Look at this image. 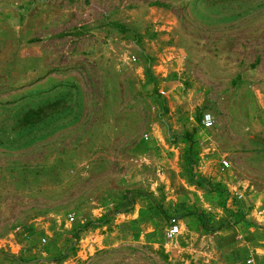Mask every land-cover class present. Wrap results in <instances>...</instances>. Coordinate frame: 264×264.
<instances>
[{
	"label": "rangeland",
	"instance_id": "obj_1",
	"mask_svg": "<svg viewBox=\"0 0 264 264\" xmlns=\"http://www.w3.org/2000/svg\"><path fill=\"white\" fill-rule=\"evenodd\" d=\"M0 264H264V0H0Z\"/></svg>",
	"mask_w": 264,
	"mask_h": 264
},
{
	"label": "built area",
	"instance_id": "obj_2",
	"mask_svg": "<svg viewBox=\"0 0 264 264\" xmlns=\"http://www.w3.org/2000/svg\"><path fill=\"white\" fill-rule=\"evenodd\" d=\"M203 124L206 127H210L212 125V119H211V116L210 115L204 116V118H203ZM179 232H180L179 225L178 224H174L169 229V236L175 237V236H177L179 234Z\"/></svg>",
	"mask_w": 264,
	"mask_h": 264
}]
</instances>
